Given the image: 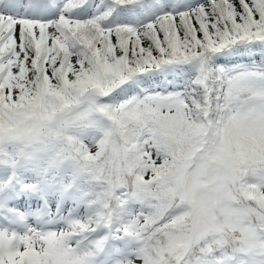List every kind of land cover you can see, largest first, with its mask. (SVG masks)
Here are the masks:
<instances>
[{"label": "snow or ice", "instance_id": "obj_1", "mask_svg": "<svg viewBox=\"0 0 264 264\" xmlns=\"http://www.w3.org/2000/svg\"><path fill=\"white\" fill-rule=\"evenodd\" d=\"M0 264H264V0H0Z\"/></svg>", "mask_w": 264, "mask_h": 264}]
</instances>
